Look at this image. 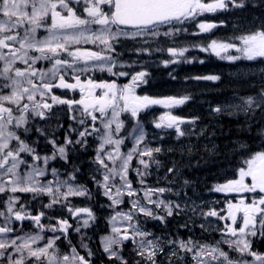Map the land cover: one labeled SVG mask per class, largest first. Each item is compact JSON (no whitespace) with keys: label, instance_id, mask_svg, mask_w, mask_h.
I'll use <instances>...</instances> for the list:
<instances>
[{"label":"snow or ice","instance_id":"snow-or-ice-1","mask_svg":"<svg viewBox=\"0 0 264 264\" xmlns=\"http://www.w3.org/2000/svg\"><path fill=\"white\" fill-rule=\"evenodd\" d=\"M193 52L227 83L148 91ZM261 245L264 0H0V264H264Z\"/></svg>","mask_w":264,"mask_h":264},{"label":"trees","instance_id":"trees-1","mask_svg":"<svg viewBox=\"0 0 264 264\" xmlns=\"http://www.w3.org/2000/svg\"><path fill=\"white\" fill-rule=\"evenodd\" d=\"M220 34L225 35L226 33L222 30ZM189 39L198 40L199 37H190ZM191 55H195V56H198L200 59H204L205 63L204 64H199V63L185 64V65L179 66L177 68V72L179 73V82L169 80L166 74V70H161L156 73V76L154 80L150 82V85L145 86L148 88V91L153 95L175 94L182 90V87L184 86L183 77L185 74H199V73L208 74L212 72H222L224 81L225 83H227V80L229 78L228 74L230 70V66L228 65L227 62L218 60L215 56H211L205 53L193 52L191 53ZM125 58L127 59V54ZM195 83L196 82L189 81L187 86L191 87ZM139 91H142V89ZM213 95L214 93H209L207 98L211 99ZM158 110L159 109H157V115H159ZM175 111L184 115L190 112L191 109H185L183 111H181L180 109H176ZM231 127L232 126L225 123L224 130L226 134L229 132V129ZM221 142L224 143L226 141L222 139ZM209 180H211V177H209ZM101 229L106 231L105 224L103 223L101 224ZM95 242L96 244L99 243V237L95 238ZM261 248L264 249V245H261Z\"/></svg>","mask_w":264,"mask_h":264},{"label":"rangeland","instance_id":"rangeland-1","mask_svg":"<svg viewBox=\"0 0 264 264\" xmlns=\"http://www.w3.org/2000/svg\"><path fill=\"white\" fill-rule=\"evenodd\" d=\"M88 47H91V46H88ZM99 75H101L100 73H97V76H99ZM104 75H106V74H104ZM161 111V113L164 111L163 109H161L160 110ZM160 113V114H161ZM217 195H220V194H213V197L215 198Z\"/></svg>","mask_w":264,"mask_h":264}]
</instances>
